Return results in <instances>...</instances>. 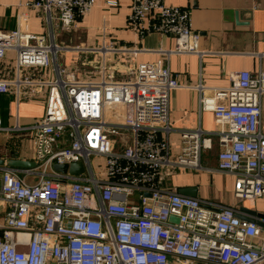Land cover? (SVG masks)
<instances>
[{
  "label": "built area",
  "instance_id": "2783aa9c",
  "mask_svg": "<svg viewBox=\"0 0 264 264\" xmlns=\"http://www.w3.org/2000/svg\"><path fill=\"white\" fill-rule=\"evenodd\" d=\"M93 6L33 0L18 7L41 19L44 34L22 30L20 20L0 30V60L13 53L14 70L0 79V96L43 95L45 106L25 128L34 167H0V264H264V228L248 219L263 220L182 196L167 183L178 170H203L201 156L215 139L216 170L232 179V198L264 200V71L236 72L226 88L197 86L199 110L212 114L214 130L180 132L173 154L169 97L179 85L167 63L172 55L201 56L190 13L164 0H131L129 28L140 38L171 36L174 48L153 63L129 65L119 79L110 69L116 56L146 50L112 40L56 43L54 29L73 31ZM65 52L99 60L92 69L77 59L66 66ZM79 162L77 177L52 169Z\"/></svg>",
  "mask_w": 264,
  "mask_h": 264
},
{
  "label": "crops",
  "instance_id": "0c3cea01",
  "mask_svg": "<svg viewBox=\"0 0 264 264\" xmlns=\"http://www.w3.org/2000/svg\"><path fill=\"white\" fill-rule=\"evenodd\" d=\"M33 0H0V30L12 31L20 20L21 29L33 34H44L45 28L36 14L20 4ZM167 6L185 9L190 13L193 32L199 36L197 55H172L168 66L179 87L169 97L170 150L178 153L180 132L200 128L204 132L214 130L212 114L201 112L198 107L197 86L226 88L231 85V75L246 71L257 74L264 71V0H164ZM131 0H94L88 15L78 19L76 29L68 33L54 29L56 43L67 48L98 46L112 40L115 44L147 52H139L127 58L117 55L115 77L129 65L153 63L163 58L162 51L174 48L171 36L149 33L142 38L129 28L127 16ZM0 60V79L12 78L13 53ZM84 60L92 68L98 56H79L65 52L61 61L70 66ZM66 60H71L66 64ZM128 60V61H126ZM22 77L25 73L21 72ZM209 94L208 90H205ZM44 96L29 95L18 102L13 94L0 96V119L6 131L0 132V160L32 161L33 140L25 128L44 115ZM264 120V104H263ZM218 146L212 140V149L203 152L198 173L178 170L167 181L174 188H196V198L216 204L233 206L243 217H251L244 210L264 214V200L236 202L231 195L232 179L216 170ZM208 169V170H207ZM1 208V206H0ZM264 221V219H262ZM263 224V223H262Z\"/></svg>",
  "mask_w": 264,
  "mask_h": 264
},
{
  "label": "water",
  "instance_id": "95a60500",
  "mask_svg": "<svg viewBox=\"0 0 264 264\" xmlns=\"http://www.w3.org/2000/svg\"><path fill=\"white\" fill-rule=\"evenodd\" d=\"M11 167V168H19V169H29L34 167L33 162L28 161H22V160H0V167ZM52 169L59 173V174H66L73 177H77L81 175L84 172V167L82 163H73L71 165H53ZM178 193L182 196L186 197H195L196 196V188H180L178 189ZM146 197H149V195L146 194ZM247 214L254 216L257 219H264V214H259L255 211L245 209L244 210ZM248 219V218H245ZM248 221L256 223L259 227L264 228V224H262L259 221H255L252 219H248Z\"/></svg>",
  "mask_w": 264,
  "mask_h": 264
},
{
  "label": "rangeland",
  "instance_id": "374dc122",
  "mask_svg": "<svg viewBox=\"0 0 264 264\" xmlns=\"http://www.w3.org/2000/svg\"><path fill=\"white\" fill-rule=\"evenodd\" d=\"M71 60H66V64H69ZM121 135L126 134L125 132H120ZM112 138L117 141L118 140V136L117 135H113Z\"/></svg>",
  "mask_w": 264,
  "mask_h": 264
}]
</instances>
